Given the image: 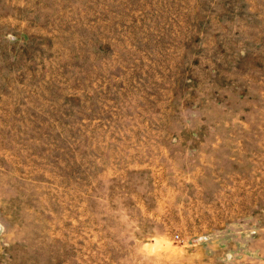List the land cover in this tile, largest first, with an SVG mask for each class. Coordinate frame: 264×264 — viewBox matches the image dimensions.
Returning a JSON list of instances; mask_svg holds the SVG:
<instances>
[{
    "label": "rangeland",
    "instance_id": "rangeland-1",
    "mask_svg": "<svg viewBox=\"0 0 264 264\" xmlns=\"http://www.w3.org/2000/svg\"><path fill=\"white\" fill-rule=\"evenodd\" d=\"M0 264H264V0H0Z\"/></svg>",
    "mask_w": 264,
    "mask_h": 264
}]
</instances>
